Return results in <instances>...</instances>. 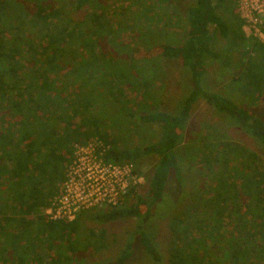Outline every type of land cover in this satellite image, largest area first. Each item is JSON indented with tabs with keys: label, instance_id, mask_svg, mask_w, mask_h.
I'll list each match as a JSON object with an SVG mask.
<instances>
[{
	"label": "trees",
	"instance_id": "trees-1",
	"mask_svg": "<svg viewBox=\"0 0 264 264\" xmlns=\"http://www.w3.org/2000/svg\"><path fill=\"white\" fill-rule=\"evenodd\" d=\"M67 2L74 11L85 5L93 9L86 21H75L66 14ZM106 7L105 2L95 0H0L2 264H70L72 256L86 249L87 243L95 249L104 246V230L98 234L89 231L87 242L81 241L86 220L109 223L130 218L136 220L135 229L122 250L106 264H127L138 244L147 257L160 263L153 234L147 230L156 226L168 206L170 177L181 184L177 150L198 100H204L218 116L251 137L264 153V120L249 110L258 100L264 102V44L244 36L243 21L233 13L235 0H192L183 43L154 46L162 57L181 60V96L171 111L141 114L140 122L160 128L158 140L147 150L127 148V142L120 147L125 141L120 136L126 133L125 124L133 121L126 107L131 101H126L122 87L133 89L139 84L142 106L152 108L154 101L151 82L137 61L149 55L140 52L128 53L126 59L115 57L119 49L126 48V40L114 39V18ZM216 34L225 42L222 51H237L240 59L230 63L228 56L215 51ZM214 60H224L229 64L225 67L235 69L224 95L213 92L207 83L205 67ZM186 79L190 82L187 90ZM241 100H248V107L237 103ZM4 110L8 119L1 113ZM116 111L122 113V119L115 117ZM105 122L109 124L106 127ZM119 126L124 129L121 133L117 132ZM91 138L108 147L104 151L106 161L129 162L135 169L145 154L157 156L146 194L128 204L135 193L130 192L120 207L83 212L70 222L49 221L42 210L64 180L73 145ZM224 146L228 155L239 158V167L231 176H239L241 181L225 183L221 178L217 182L216 193L206 203L214 212L211 225L194 213L174 218L168 264H264V171L256 166L250 171L254 153L235 144ZM241 195L247 197L243 208L251 218L235 213L238 227L225 236L219 231L225 224L223 213L232 209L228 205H238ZM212 247L219 249L220 258L213 257ZM42 251L48 259L34 257Z\"/></svg>",
	"mask_w": 264,
	"mask_h": 264
},
{
	"label": "rangeland",
	"instance_id": "rangeland-1",
	"mask_svg": "<svg viewBox=\"0 0 264 264\" xmlns=\"http://www.w3.org/2000/svg\"><path fill=\"white\" fill-rule=\"evenodd\" d=\"M95 1L105 2L106 8L110 10V14L114 18L111 24L112 29H114V39L121 38L126 40V48L119 49L115 57L126 59L128 53L134 55L140 54V52L149 55L138 57L137 61L141 63L140 65L146 72L144 76L151 82L150 90L153 94V107L142 106L143 89L139 84L133 89L129 85L123 86L122 89L126 101H131V105L127 104L126 107L128 111H131L133 121L130 124H125L126 133L120 135L123 141L125 140L123 143L121 142L120 147L127 142V145L125 144L127 148H144L147 150L148 146L158 140L160 128L156 124L140 122L141 114L152 110L153 112L171 111L174 102L181 96L179 86L182 68L181 60L162 57L154 46L162 44L179 46L183 43L188 31L186 13L192 0ZM236 6L235 0L233 13L240 18ZM56 7L58 6L56 5ZM65 7H67L66 14L75 21H83L86 16H90L89 14H91L90 12L93 9L92 5H85L81 10L74 11L68 2ZM209 29L212 31L213 27ZM215 37L218 39L215 45L216 52L228 56L230 63L240 59L241 55L237 51H222L225 42L221 40L219 35L216 34ZM121 47H124V45ZM223 62L224 60L209 61L205 68L210 89L213 92L224 95L231 81L232 76L230 75L235 69L234 67H225L229 64ZM186 80L184 85H186L185 88L187 90L190 82ZM237 103L242 107H248L250 104L248 100L237 101ZM250 107L249 110L264 120L263 100H258ZM1 113L6 119L10 117L5 110ZM121 116L123 117L122 113L116 111L115 117L122 119L120 118ZM11 121L9 120L8 123ZM108 125V122H105V127ZM120 129L124 130L122 126H119L118 133H121ZM225 144L242 146L245 150L254 153L256 158L253 161H249V164H251L250 171L252 166H256L259 171H264V153L258 149L252 138L231 124L229 120L218 116L204 100H198L190 111L189 120L182 131V142L177 150L181 184L179 185V182L173 176L170 177L167 183V193L170 196L166 200L168 206L164 209L165 211L162 213L164 215L160 219L156 220L155 214L154 217L157 224L147 230L149 234H153L151 238L161 255V262H153L145 255V252L138 244V246H135V253L132 259L127 264H168V249L171 238L175 235L171 223L177 215L194 213L211 225L214 212L212 213L210 207L207 208L206 203L207 199L216 193L217 188L214 187L217 182L223 179L225 183L237 181L239 184L241 181L238 178L239 176H231V173L233 174L236 168L239 167L236 161L239 158L228 155V149L224 146ZM157 160V156L153 154H145L138 160V168L136 169L143 176V185L135 191L133 198L127 200L128 204L135 202L136 196L146 194L148 180ZM240 198L241 201H239L238 205L237 203L235 207L228 205L232 209L223 213L222 220H224L225 224L223 229L219 231L223 232L225 236H230L238 227L237 222L234 220L236 218L235 213H238L240 217L243 215V218H246V216L251 218V216L245 214L243 208L244 204L247 203V197L241 195ZM171 200L174 201V205L171 204L172 207L169 206ZM157 206L161 211L162 205L159 203ZM135 227L136 220L133 218L120 219L109 223L86 220L81 230L85 237L81 241L87 242L89 231L98 234L99 231L104 230V246L101 249H95L94 246L91 247L87 243L86 249L85 247L81 248L77 252L76 257L72 256L70 264H106V262H111L122 250L129 233ZM216 247L219 248L220 245ZM216 247H212L209 250L213 257L218 256L220 258L221 253ZM2 252L0 256L3 255ZM34 257H38L41 260L48 259L44 251L40 253V256L35 253ZM0 264H2V260H0ZM224 264L228 263L224 262Z\"/></svg>",
	"mask_w": 264,
	"mask_h": 264
},
{
	"label": "built area",
	"instance_id": "built-area-1",
	"mask_svg": "<svg viewBox=\"0 0 264 264\" xmlns=\"http://www.w3.org/2000/svg\"><path fill=\"white\" fill-rule=\"evenodd\" d=\"M236 4L245 37L264 44V0H236ZM107 148L96 138L73 145L64 180L42 210L46 219L70 222L83 212L120 207L143 185V176L132 163L104 159Z\"/></svg>",
	"mask_w": 264,
	"mask_h": 264
}]
</instances>
